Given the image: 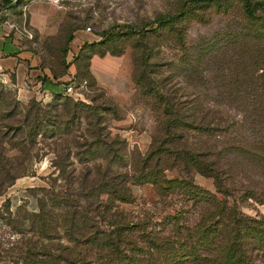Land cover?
I'll return each mask as SVG.
<instances>
[{
	"label": "rangeland",
	"instance_id": "rangeland-1",
	"mask_svg": "<svg viewBox=\"0 0 264 264\" xmlns=\"http://www.w3.org/2000/svg\"><path fill=\"white\" fill-rule=\"evenodd\" d=\"M246 4L251 5L250 14L243 8ZM0 32L31 51L54 76L73 68L86 81L83 96H61L95 107L100 125L111 136L126 139L128 149L136 153L149 148L158 107L143 91V83L136 82L134 55L144 56L146 74L153 82L150 89L161 92L163 79H169L173 69L171 84L190 96L197 93L223 117L224 123L216 126L224 129L223 136L211 144L229 149V202L248 215L264 216V0H0ZM93 55H117L122 60L109 88L99 87L88 71ZM190 70H197L201 81ZM24 93L15 70L0 73V148L6 156L17 154L6 142L10 140L1 137L6 126L15 127L33 105L44 108L54 99ZM73 126L87 129L84 119ZM52 141L38 136L23 167L13 171L20 173L0 195L3 217L7 211L37 212L42 188L75 193L74 184L56 176ZM252 152L262 160L252 161ZM178 173L166 170L170 178ZM192 179L215 192L211 177L195 172ZM247 188L255 199L243 196ZM132 190L135 200L121 204L123 210L134 214L148 210L156 220L162 209L171 211L162 208L152 185H133ZM179 200L174 197L172 202L178 205ZM16 239L0 218V264L13 263L9 249Z\"/></svg>",
	"mask_w": 264,
	"mask_h": 264
},
{
	"label": "trees",
	"instance_id": "trees-1",
	"mask_svg": "<svg viewBox=\"0 0 264 264\" xmlns=\"http://www.w3.org/2000/svg\"><path fill=\"white\" fill-rule=\"evenodd\" d=\"M250 6L243 5L248 14ZM134 60L137 84L143 83L158 107L145 153L129 150L119 134L111 136L95 107L61 94L44 108L33 105L15 127L1 132L17 154L6 156L0 148V195L20 173L14 170L23 167L38 136L54 140L56 176L76 186L65 195L53 186L40 189L37 212L0 214L17 237L9 249L12 264H264V216L248 215L229 202V149L211 144L223 136L224 129H216L223 117L197 93L190 96L171 84L173 69L161 92L150 89L144 56L136 53ZM81 119L87 129H73ZM249 155L262 160L256 152ZM166 170L178 176L170 178ZM195 172L211 177L215 192L195 184ZM143 184L153 186L162 208L171 207L162 209L158 220L148 210L134 214L120 207L135 200L132 186ZM245 192L255 199L249 188ZM174 197L180 198L178 205Z\"/></svg>",
	"mask_w": 264,
	"mask_h": 264
},
{
	"label": "crops",
	"instance_id": "crops-1",
	"mask_svg": "<svg viewBox=\"0 0 264 264\" xmlns=\"http://www.w3.org/2000/svg\"><path fill=\"white\" fill-rule=\"evenodd\" d=\"M121 58L117 55H93L88 62V71L95 83L109 88L121 68ZM15 70L23 87L24 95L48 99L56 94H65V86L75 75L74 69L54 76L47 65L40 63L29 50L23 49L16 40L5 37L0 32V73Z\"/></svg>",
	"mask_w": 264,
	"mask_h": 264
},
{
	"label": "built area",
	"instance_id": "built-area-1",
	"mask_svg": "<svg viewBox=\"0 0 264 264\" xmlns=\"http://www.w3.org/2000/svg\"><path fill=\"white\" fill-rule=\"evenodd\" d=\"M86 87V81H79L74 77L70 79L69 83L65 86V94L72 96H83V90ZM43 98V97H40Z\"/></svg>",
	"mask_w": 264,
	"mask_h": 264
}]
</instances>
